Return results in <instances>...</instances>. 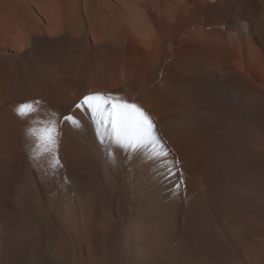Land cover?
I'll list each match as a JSON object with an SVG mask.
<instances>
[{
    "label": "bare ground",
    "instance_id": "6f19581e",
    "mask_svg": "<svg viewBox=\"0 0 264 264\" xmlns=\"http://www.w3.org/2000/svg\"><path fill=\"white\" fill-rule=\"evenodd\" d=\"M93 94L140 106L165 151L172 142L186 160L209 158V171L193 170L210 174L213 206L199 208L184 264H264V0H0L4 139L19 137L20 119L39 132L55 114L72 147L75 133L110 158L131 155L76 107ZM35 100L38 112L17 115Z\"/></svg>",
    "mask_w": 264,
    "mask_h": 264
},
{
    "label": "rangeland",
    "instance_id": "374dc122",
    "mask_svg": "<svg viewBox=\"0 0 264 264\" xmlns=\"http://www.w3.org/2000/svg\"><path fill=\"white\" fill-rule=\"evenodd\" d=\"M4 122L0 264H184L185 247L194 253L199 208L213 205L210 174L202 179L193 167L209 171V158L186 160L172 142L165 151L167 142L154 134L131 155L117 149L110 158L102 142L87 147L75 133L79 144L72 147L60 133L42 158L41 141L29 131L38 133L37 125L20 119L19 137L11 126L14 136L6 140Z\"/></svg>",
    "mask_w": 264,
    "mask_h": 264
},
{
    "label": "snow or ice",
    "instance_id": "6c2138e0",
    "mask_svg": "<svg viewBox=\"0 0 264 264\" xmlns=\"http://www.w3.org/2000/svg\"><path fill=\"white\" fill-rule=\"evenodd\" d=\"M109 104L111 111L105 107ZM39 105L40 101L38 100L21 103L15 111L20 117H28L39 111ZM76 107H87L94 122L99 118L110 124L116 144L122 149L137 148L145 139L152 136L154 125L151 117L135 103L105 97L102 94H93L85 96L82 104H77ZM54 117L55 114H53V119L47 121V126L38 133L34 129L29 130L38 136L41 145L44 147V152H40V155L49 151L48 145L56 143L55 137L58 135V131ZM63 120L79 126V122L71 115L64 116Z\"/></svg>",
    "mask_w": 264,
    "mask_h": 264
}]
</instances>
